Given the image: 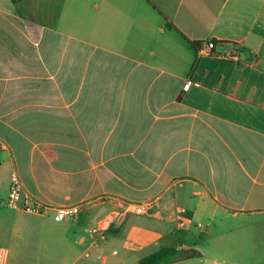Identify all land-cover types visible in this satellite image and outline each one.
<instances>
[{
  "label": "crops",
  "instance_id": "obj_1",
  "mask_svg": "<svg viewBox=\"0 0 264 264\" xmlns=\"http://www.w3.org/2000/svg\"><path fill=\"white\" fill-rule=\"evenodd\" d=\"M0 139L3 201L96 202L16 210L34 258L264 264V0H0ZM107 196L155 208L92 238Z\"/></svg>",
  "mask_w": 264,
  "mask_h": 264
},
{
  "label": "built area",
  "instance_id": "obj_2",
  "mask_svg": "<svg viewBox=\"0 0 264 264\" xmlns=\"http://www.w3.org/2000/svg\"><path fill=\"white\" fill-rule=\"evenodd\" d=\"M215 47L216 44L214 41L208 42L207 50L209 52ZM204 51H202V53H208ZM231 58L238 60L240 59V55L238 53H235L231 56ZM188 87L189 84L187 83L184 88L188 89ZM5 148V142L0 139V151L4 150ZM100 202L108 204L110 206L106 218H104L97 227L90 230V236L92 238L98 237L100 240L106 239L107 231L112 224L120 223L125 217L130 214H149L155 208V203L153 201L136 203L115 196L104 197L100 200ZM94 203L96 202L88 201L59 207L45 204L39 200L32 198L29 195L24 194L23 181L16 171H13L11 174L10 187L6 200L3 201L0 197V206H6L10 209L20 210L36 216H45L49 211H53L55 214V218L58 221L77 219L83 211H85L90 205H93ZM84 255L85 257H90L91 252L87 251ZM8 258V249L0 247V264H7Z\"/></svg>",
  "mask_w": 264,
  "mask_h": 264
},
{
  "label": "rangeland",
  "instance_id": "obj_3",
  "mask_svg": "<svg viewBox=\"0 0 264 264\" xmlns=\"http://www.w3.org/2000/svg\"><path fill=\"white\" fill-rule=\"evenodd\" d=\"M18 213L14 209L6 206H0V247L7 248L9 258L7 264H54L58 260H46L32 257V252H29L26 240L32 236L31 230H27V222H18ZM21 223V225H19ZM82 250L75 256L78 257ZM93 256L86 258L81 255L75 264H106L109 261L108 256L97 258V253L92 251ZM76 258L66 260V264H72ZM131 264V263H129Z\"/></svg>",
  "mask_w": 264,
  "mask_h": 264
},
{
  "label": "trees",
  "instance_id": "obj_4",
  "mask_svg": "<svg viewBox=\"0 0 264 264\" xmlns=\"http://www.w3.org/2000/svg\"><path fill=\"white\" fill-rule=\"evenodd\" d=\"M195 254L193 250L183 251L175 248H163L142 258L139 264H172L177 261L193 258Z\"/></svg>",
  "mask_w": 264,
  "mask_h": 264
}]
</instances>
